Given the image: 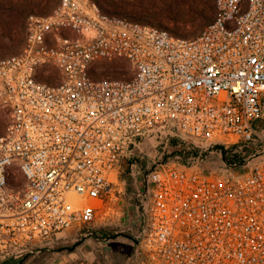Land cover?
<instances>
[{
    "label": "built area",
    "instance_id": "1",
    "mask_svg": "<svg viewBox=\"0 0 264 264\" xmlns=\"http://www.w3.org/2000/svg\"><path fill=\"white\" fill-rule=\"evenodd\" d=\"M194 37L61 0L0 57V256L104 217L141 137L176 129L206 144L261 140L264 0H215ZM111 63L119 75L109 73ZM208 172H147L145 264H264V153ZM251 160V161H252Z\"/></svg>",
    "mask_w": 264,
    "mask_h": 264
},
{
    "label": "rangeland",
    "instance_id": "2",
    "mask_svg": "<svg viewBox=\"0 0 264 264\" xmlns=\"http://www.w3.org/2000/svg\"><path fill=\"white\" fill-rule=\"evenodd\" d=\"M18 3L23 0H3ZM38 5L30 14H25L26 28L18 35V28L12 33H3L0 27V44L6 45L0 57L20 52L26 42L29 20L34 15H45L54 10L61 0H36ZM110 11H116L130 18L138 19L159 26L161 22L174 34L181 35L193 31L198 24L204 26L214 19L216 14L215 0L212 7L203 8L199 0H101ZM204 12L205 15H202ZM162 27V26H160ZM178 31L180 34L176 33ZM183 36V35H181ZM109 66V73H122L116 66ZM9 117L0 107V131H6ZM178 138L175 145L173 138ZM178 130L162 134L150 135L134 148L132 163L121 169L116 198L112 208L104 217L92 223L83 224L65 230L58 235L46 239L40 245L33 246L28 253L0 256V264L4 258H11L9 264H145L146 251L142 240L147 230V172L155 163H176L185 165L180 158V150L200 148V156L190 160L189 164L208 172H223L225 164L218 150L199 141L193 142ZM254 160L246 164V171ZM129 165V169L128 166ZM127 169V170H126Z\"/></svg>",
    "mask_w": 264,
    "mask_h": 264
},
{
    "label": "trees",
    "instance_id": "3",
    "mask_svg": "<svg viewBox=\"0 0 264 264\" xmlns=\"http://www.w3.org/2000/svg\"><path fill=\"white\" fill-rule=\"evenodd\" d=\"M97 1L100 3V5L104 10L110 11L107 7L103 5L101 0H97ZM186 2H189V0H187ZM199 2L203 6L205 11L212 7V0H199ZM37 5L38 2L36 0H23L22 2L9 3V4L7 2H4L3 0H0V27L4 28L2 29L3 33L9 34L12 33V30L14 28H18L19 30L18 35H20V33L22 34L23 30L26 28V21L24 18L25 14H30L33 11H35ZM203 15H205L204 12H202L201 16ZM157 24L162 27L165 26L161 22L160 23L158 22ZM203 27H204V23L198 24V26L193 31L181 35L187 37L197 36L201 33ZM176 33L180 34L178 31H176ZM4 47H6V45L0 44V52L6 49ZM114 75H116V73ZM257 126L260 130L264 131V118L257 123ZM1 133L2 132L0 131V134ZM162 133L164 132H156V133H152L151 135L153 134L159 135ZM146 136H150V135H145L141 137L140 143L142 142L143 138ZM177 139L178 138L176 137L173 138V142L175 145L180 144V142H178ZM192 141L196 143L197 140L193 139ZM208 146H210L211 148H215L216 150L219 151L222 161L225 164V167H237L247 164L256 156L264 153V142L261 140L242 141L240 143H236L232 145L214 143V144H209ZM200 151H201L200 148L192 145L191 148L185 147L182 150H180V152L178 153L180 154V158L183 160L186 166H194V164L191 165L189 164V162L190 160L199 157ZM134 155L135 154L133 153L128 158H126V160L123 163L122 170H125L124 167L127 163L130 164L133 162L131 158ZM127 167L129 169V165Z\"/></svg>",
    "mask_w": 264,
    "mask_h": 264
},
{
    "label": "crops",
    "instance_id": "4",
    "mask_svg": "<svg viewBox=\"0 0 264 264\" xmlns=\"http://www.w3.org/2000/svg\"><path fill=\"white\" fill-rule=\"evenodd\" d=\"M10 259H11V258H4V259L2 260V263H3V264H9V263H10Z\"/></svg>",
    "mask_w": 264,
    "mask_h": 264
}]
</instances>
